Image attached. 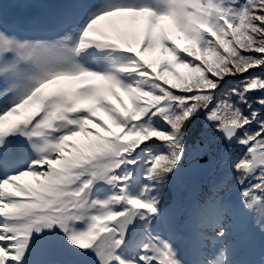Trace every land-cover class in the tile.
Listing matches in <instances>:
<instances>
[{"label":"snow or ice","instance_id":"obj_1","mask_svg":"<svg viewBox=\"0 0 264 264\" xmlns=\"http://www.w3.org/2000/svg\"><path fill=\"white\" fill-rule=\"evenodd\" d=\"M0 264H264V0H0Z\"/></svg>","mask_w":264,"mask_h":264},{"label":"trees","instance_id":"obj_2","mask_svg":"<svg viewBox=\"0 0 264 264\" xmlns=\"http://www.w3.org/2000/svg\"><path fill=\"white\" fill-rule=\"evenodd\" d=\"M181 71H183V70H181Z\"/></svg>","mask_w":264,"mask_h":264}]
</instances>
